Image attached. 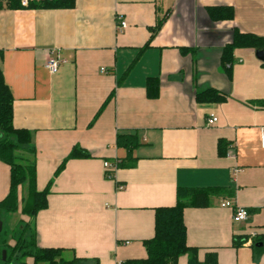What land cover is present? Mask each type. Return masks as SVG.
Masks as SVG:
<instances>
[{
	"label": "crops",
	"instance_id": "1",
	"mask_svg": "<svg viewBox=\"0 0 264 264\" xmlns=\"http://www.w3.org/2000/svg\"><path fill=\"white\" fill-rule=\"evenodd\" d=\"M224 6L234 20L213 21L208 9ZM236 31L264 41V0H75L58 10L0 3V69L13 123L32 133L38 191L52 182L48 208L34 220L23 216L39 248L68 250L79 264L145 259L156 209L175 206L179 188H217L226 195L185 210L188 245L200 262L216 253L218 264H264V252L235 246L264 234V62L258 49L237 47L224 68ZM51 57L62 61L56 74L46 68ZM150 78L159 81L156 99L147 94ZM207 89L226 100L199 103ZM124 134L139 142L131 158L117 145ZM220 141L230 156L219 155ZM75 147L90 158L69 160L55 177ZM106 161L123 163L113 180ZM10 177L0 161V202ZM224 201L250 211L248 220L235 223Z\"/></svg>",
	"mask_w": 264,
	"mask_h": 264
},
{
	"label": "trees",
	"instance_id": "2",
	"mask_svg": "<svg viewBox=\"0 0 264 264\" xmlns=\"http://www.w3.org/2000/svg\"><path fill=\"white\" fill-rule=\"evenodd\" d=\"M74 5L75 0H45L30 8L58 10L72 9ZM7 7L22 9L18 2L8 4ZM208 12L210 18L215 22L232 21L235 16L233 8L225 6L210 8ZM160 27L161 23L156 30ZM148 46L140 49L139 55ZM237 47H250L264 51V41L260 37L242 35L236 31L232 44L228 45L223 52L224 68L227 69V66L232 64L233 52ZM146 90L150 99H156L159 96L158 79H148ZM225 100L226 96L214 89H207L197 94L199 103H220ZM13 119L14 98L0 69V161L8 165L11 170L10 191L8 196L0 202V209L7 213L17 212L19 202H22V213L34 220L39 212L48 208L49 188L52 182L45 190L38 191L36 186V151L32 147V133L25 129H17ZM117 145L125 148L128 151V158H131V153L139 147V142L136 135L124 134L118 136ZM230 148V144L220 141L218 144L219 155L226 156ZM87 158H90L88 152L75 147L57 169L55 177L63 171L69 160ZM120 167H123V163L118 164V168ZM21 191L23 194L25 193V196L22 197ZM222 195H226V191L217 188H179L175 206L158 208L155 211V236L144 242L147 257L141 260H129L122 264H178L180 258L186 255L189 256V264H218L216 253H208L205 260L200 262L198 249L188 245L184 212L187 208L208 207L214 196ZM20 234L14 246L7 244L0 250L3 264H12L14 261L19 264H79L80 262V259L76 257L68 258L66 256L69 253L68 250L39 248L36 243L34 226H24ZM246 240V237L239 238L235 241V246H242ZM252 248L257 255L264 252V234H258ZM3 250L6 251L5 261ZM28 259H31L32 263H29Z\"/></svg>",
	"mask_w": 264,
	"mask_h": 264
},
{
	"label": "built area",
	"instance_id": "3",
	"mask_svg": "<svg viewBox=\"0 0 264 264\" xmlns=\"http://www.w3.org/2000/svg\"><path fill=\"white\" fill-rule=\"evenodd\" d=\"M43 1H45V0H0V3L5 4L7 6L8 4L18 2L20 4L21 8L27 9V8H30L32 5L39 4ZM125 27H126V22L122 19V17H118L119 32H122ZM61 64H62V61H60L58 58L51 57L46 64V68L48 69V71L51 74H56V73H58ZM102 72H105V71L102 69ZM217 122H218V118L216 117V115L210 114L208 117V125L209 126H215L217 124ZM261 145H262V147H264V127L261 128ZM231 148H230L227 156L231 155ZM118 164H119V162L112 163L109 161H106L104 163V168L106 169V178H108L110 180H113L115 178V172L118 169ZM237 172H238V170L234 171V173H237ZM119 189L123 190L124 187L121 186V187H119ZM221 206H222V208H228V209L232 210L233 221L235 223H242V222H245L248 220L250 212L245 208L235 206L232 201H224L221 204ZM257 236H258L257 232L252 233L250 235L249 239L244 241L243 244L253 246L254 239ZM120 264H122V263H120Z\"/></svg>",
	"mask_w": 264,
	"mask_h": 264
},
{
	"label": "rangeland",
	"instance_id": "4",
	"mask_svg": "<svg viewBox=\"0 0 264 264\" xmlns=\"http://www.w3.org/2000/svg\"><path fill=\"white\" fill-rule=\"evenodd\" d=\"M21 195L23 197L25 196V193L23 194V192L21 191ZM22 207L23 203L19 202V210L17 212L7 213L3 209H0V250L7 244H9L10 246H14L16 240L20 237V232L24 226L29 225L30 227H32L30 222H25L23 220V216L25 215L22 213ZM4 251L5 250H3V252ZM0 264H3L1 261V253ZM12 264L19 263L14 261Z\"/></svg>",
	"mask_w": 264,
	"mask_h": 264
},
{
	"label": "water",
	"instance_id": "5",
	"mask_svg": "<svg viewBox=\"0 0 264 264\" xmlns=\"http://www.w3.org/2000/svg\"><path fill=\"white\" fill-rule=\"evenodd\" d=\"M256 57L261 62H264V51H262V50L257 51ZM0 136H1V133H0ZM3 259H4V261L6 260V251L3 252Z\"/></svg>",
	"mask_w": 264,
	"mask_h": 264
}]
</instances>
